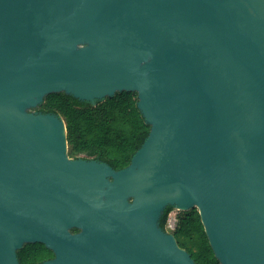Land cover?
<instances>
[{"label":"water","instance_id":"obj_1","mask_svg":"<svg viewBox=\"0 0 264 264\" xmlns=\"http://www.w3.org/2000/svg\"><path fill=\"white\" fill-rule=\"evenodd\" d=\"M121 91L149 132L119 169L35 110ZM167 206L197 208L220 264H264V0H0V264L26 243L38 264H196Z\"/></svg>","mask_w":264,"mask_h":264},{"label":"trees","instance_id":"obj_2","mask_svg":"<svg viewBox=\"0 0 264 264\" xmlns=\"http://www.w3.org/2000/svg\"><path fill=\"white\" fill-rule=\"evenodd\" d=\"M35 110L58 113L63 118L70 157L84 154L105 161L115 169L128 165L149 132L134 91L116 92L95 105L63 92L50 93ZM172 209L167 206L161 216L159 223L164 229ZM173 234L177 244L190 253L196 264H220L208 242L197 208L178 213ZM17 257L21 264H38L53 257V253L42 243H26L17 251Z\"/></svg>","mask_w":264,"mask_h":264},{"label":"rangeland","instance_id":"obj_3","mask_svg":"<svg viewBox=\"0 0 264 264\" xmlns=\"http://www.w3.org/2000/svg\"><path fill=\"white\" fill-rule=\"evenodd\" d=\"M181 210H178L176 208H173L170 213L168 214V219H167V222H166V225H165V229L166 231H168L169 233H173L174 231V227L176 225V222H177V216H178V213L180 212Z\"/></svg>","mask_w":264,"mask_h":264},{"label":"flooded vegetation","instance_id":"obj_4","mask_svg":"<svg viewBox=\"0 0 264 264\" xmlns=\"http://www.w3.org/2000/svg\"><path fill=\"white\" fill-rule=\"evenodd\" d=\"M78 157L86 158V159H94V158H89V157L85 156L84 154H80ZM97 160H98V159H97Z\"/></svg>","mask_w":264,"mask_h":264}]
</instances>
